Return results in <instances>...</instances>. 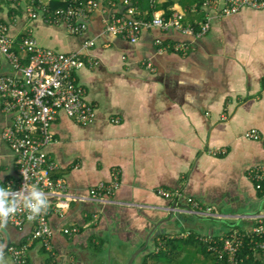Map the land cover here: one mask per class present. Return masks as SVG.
<instances>
[{"label": "crops", "instance_id": "obj_1", "mask_svg": "<svg viewBox=\"0 0 264 264\" xmlns=\"http://www.w3.org/2000/svg\"><path fill=\"white\" fill-rule=\"evenodd\" d=\"M202 1L156 0L155 8L165 17L183 13L184 24L201 23L202 13L185 11ZM30 2L0 0V24L9 26L13 38L31 34L43 47L88 54L99 63L77 73L95 107V120L82 125L60 113L51 127L53 141L45 151L59 166L56 175L79 194L119 180L115 204L75 203L63 216H50L55 264H128L136 254L133 264H213L203 243L176 242L258 227L264 186L257 188L253 170L264 168V141L244 135L255 130L264 136V9L244 8L215 18L200 37L147 29L133 44L104 32L108 15L100 10L83 35H71L65 25L29 19L25 10ZM140 10L139 18L145 19L149 10ZM123 11L120 4L113 10ZM159 39L188 44L187 54L171 48L158 52ZM88 40L95 45L85 50ZM8 72L3 62L0 74ZM12 122L0 98V186L14 189L19 181L16 156L1 137ZM159 189L172 197L160 196ZM186 198L223 218L179 213L177 207L191 210ZM74 226L80 233L61 231ZM33 229L32 223L22 228L8 224L2 242L25 246V264H51L42 243L32 239ZM152 252L159 255L149 258ZM5 257L16 264L7 247ZM254 261L264 264V251L257 250Z\"/></svg>", "mask_w": 264, "mask_h": 264}, {"label": "built area", "instance_id": "obj_2", "mask_svg": "<svg viewBox=\"0 0 264 264\" xmlns=\"http://www.w3.org/2000/svg\"><path fill=\"white\" fill-rule=\"evenodd\" d=\"M52 2L53 0H31L30 6H26L25 14L29 19L47 25H65L71 35H83L88 29L91 16L100 10L108 15L104 32L120 36L133 44L139 41L142 32L147 29H159L164 34L175 31L181 36L200 37L208 33L215 18L232 16L244 8L264 9V0H204L185 11L202 13L203 22L184 24L183 13L180 12H174L169 17L155 12L150 20L140 19L141 6L138 0H69L67 6L56 9L51 8ZM150 2L151 7L155 8L156 0ZM117 4L124 8L122 13L113 12ZM16 18L17 15L13 13L12 19ZM155 43L159 48L158 52L169 48L184 54L188 51L186 43L171 44L161 39ZM94 45L93 40H88L83 48L87 50ZM3 62L9 65L10 72L0 74V98L3 112L11 114L13 122L4 128L1 137L14 152L19 172L18 184L12 190H19L26 182L23 175L25 173L29 184L37 185L49 195L50 203L47 214L35 221L29 222L27 214L20 212L10 218L9 225L22 228L25 224L32 223V239L42 243L52 258L51 264H55L57 256L53 240L56 232L51 225L50 216H63L75 203H116L114 196L119 187L117 178L113 182H102L90 188L86 194L76 193L56 175L59 166L45 151L53 141L51 127L60 113L82 125L95 120V107L88 101L77 73L82 69H95L99 63L88 54L63 53L43 47L31 34L16 40L9 34V26L1 23L0 68ZM147 68L154 70L151 63L147 64ZM244 137L264 141V136L255 130L246 132ZM253 172L259 183L257 188L261 189L264 186V168L259 167ZM158 194L166 199L172 197V193L165 189H159ZM176 196L184 198L182 192H176ZM185 203L191 206V210L177 207L179 213L223 218L215 209L204 206L193 198H186ZM61 231L64 235L73 236L80 233V228L67 227ZM3 240L4 232L0 233V242ZM200 241L208 252L215 255L219 264H240V251L246 241L250 243L254 253L257 250L264 251V216L258 227L251 232L232 230L220 239L201 237ZM7 252L16 264L26 263L25 246L8 245Z\"/></svg>", "mask_w": 264, "mask_h": 264}, {"label": "clouds", "instance_id": "obj_3", "mask_svg": "<svg viewBox=\"0 0 264 264\" xmlns=\"http://www.w3.org/2000/svg\"><path fill=\"white\" fill-rule=\"evenodd\" d=\"M25 183L19 190L13 191L11 187L0 186V233L7 229L10 218L17 213L27 214L29 222L47 214L50 207L49 195L35 184H29L23 173ZM6 242H0V264H9L5 257Z\"/></svg>", "mask_w": 264, "mask_h": 264}, {"label": "trees", "instance_id": "obj_4", "mask_svg": "<svg viewBox=\"0 0 264 264\" xmlns=\"http://www.w3.org/2000/svg\"><path fill=\"white\" fill-rule=\"evenodd\" d=\"M138 1L140 3V6L142 7V9L144 10V12H146L145 11L146 8L149 10L148 11L149 14L145 18V20L152 19L153 14L158 11L157 10L158 7L155 8V9L152 8L150 0H138ZM68 3H69V0H53L51 8L52 9H56V8H60V7H65V6L68 5ZM201 3H199V4H201ZM13 8L15 9V11L19 10V8H17V7H13ZM190 12H192V11H190ZM197 27L199 28V26H197ZM233 230H238V229H233ZM214 238L215 239H220L221 237H214ZM176 244H181V246H188V245H191V244L194 245V246H202L201 241L199 239H197L194 235H191V236L187 237L185 240H178V242H176ZM201 249H202V247H201ZM202 250L205 251L204 252L205 255H207V256H209L211 258L213 264H219L218 260L215 257V255H213L212 253L208 252L206 247H203ZM157 255H159V254L155 253V252H152L149 255V258H151V257L154 258ZM254 255H255V253L252 251V246L250 245V243L248 241H246L245 244H244V247L240 251V256L239 257L241 258V261H242V262H240V264H257L254 261Z\"/></svg>", "mask_w": 264, "mask_h": 264}, {"label": "water", "instance_id": "obj_5", "mask_svg": "<svg viewBox=\"0 0 264 264\" xmlns=\"http://www.w3.org/2000/svg\"><path fill=\"white\" fill-rule=\"evenodd\" d=\"M174 216H175V213H173V214L171 215V220H172V218H173ZM181 218H182L181 216H177V215H176V222H180V221H181ZM153 233H154V232H151L150 234L153 235ZM144 250H146V249H144ZM144 250H143V251H144ZM138 254H139V253H138ZM136 256H137V254H136ZM136 256H133V257L131 258V260L129 261L128 264H133L134 258H135Z\"/></svg>", "mask_w": 264, "mask_h": 264}, {"label": "rangeland", "instance_id": "obj_6", "mask_svg": "<svg viewBox=\"0 0 264 264\" xmlns=\"http://www.w3.org/2000/svg\"><path fill=\"white\" fill-rule=\"evenodd\" d=\"M170 264H176V263L171 262ZM189 264H191V262H189ZM195 264H197V261L196 260H195Z\"/></svg>", "mask_w": 264, "mask_h": 264}]
</instances>
